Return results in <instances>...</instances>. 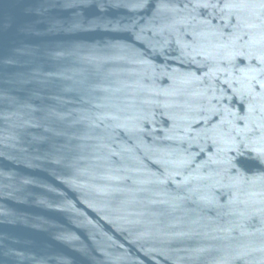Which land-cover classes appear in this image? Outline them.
Listing matches in <instances>:
<instances>
[{
	"label": "water",
	"instance_id": "95a60500",
	"mask_svg": "<svg viewBox=\"0 0 264 264\" xmlns=\"http://www.w3.org/2000/svg\"><path fill=\"white\" fill-rule=\"evenodd\" d=\"M0 264H264V0H0Z\"/></svg>",
	"mask_w": 264,
	"mask_h": 264
}]
</instances>
